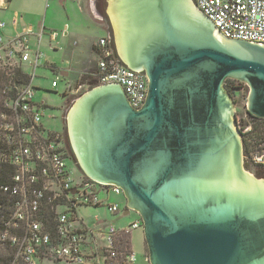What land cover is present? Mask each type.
Here are the masks:
<instances>
[{
	"label": "water",
	"instance_id": "1",
	"mask_svg": "<svg viewBox=\"0 0 264 264\" xmlns=\"http://www.w3.org/2000/svg\"><path fill=\"white\" fill-rule=\"evenodd\" d=\"M118 63L147 78L132 109L116 84L81 95L64 125L80 173L120 188L149 264H264V178L247 172L225 88L264 119V46L227 40L193 0H108Z\"/></svg>",
	"mask_w": 264,
	"mask_h": 264
},
{
	"label": "built area",
	"instance_id": "2",
	"mask_svg": "<svg viewBox=\"0 0 264 264\" xmlns=\"http://www.w3.org/2000/svg\"><path fill=\"white\" fill-rule=\"evenodd\" d=\"M193 2L220 36L264 46V0ZM4 26L0 22V144L11 151L9 158L15 167V175L13 187L1 189L10 197L8 202L12 206L7 220L0 225L4 228L0 230V241H9L17 247V257L21 258L22 264H37L41 260L103 264L115 259L117 234L131 235L132 231L141 228V221L137 218L123 230L109 225L104 233V247L100 248L92 239L93 231L78 217L79 208L104 206L111 215H118L121 212L119 205L107 199L110 194L122 195V191L81 175L72 176L66 164L62 134H50L45 130L42 125L44 105L35 103L39 87L34 82L44 59L41 50L44 34L24 31L4 39L1 34ZM58 36L55 31L47 34L52 50L58 47ZM32 37H37L35 46H31ZM96 54L98 83L118 85L129 106L139 110L147 97L146 76L121 66L107 40L98 42ZM62 80L55 74L51 90L57 89ZM81 89L77 88V91ZM66 92L73 94L72 86L68 85ZM248 131L249 127L243 133ZM251 162L264 169V145L251 156ZM101 192L106 199L99 198ZM48 212L54 214L51 224L42 220L43 214ZM135 260L134 253L130 252L125 263L134 264Z\"/></svg>",
	"mask_w": 264,
	"mask_h": 264
},
{
	"label": "crops",
	"instance_id": "3",
	"mask_svg": "<svg viewBox=\"0 0 264 264\" xmlns=\"http://www.w3.org/2000/svg\"><path fill=\"white\" fill-rule=\"evenodd\" d=\"M106 1L108 0H0V22L5 24L1 34L4 39H9L24 31L35 34L42 32L44 49L48 48L59 56L51 63L45 60L43 64L41 63L43 65L41 68L50 70L54 75H60L65 82V91L68 85L72 86V91L84 88L86 91H79L80 95H83L100 85L95 76L98 42L107 40L111 50H114V34L106 14L108 7ZM51 31L59 33L58 47L55 50H52L48 43L47 34ZM36 42L37 37H32L31 46H35ZM65 91L63 94L69 93ZM115 197L118 198V202H111V198L108 202L118 204L121 210L118 215L122 216L125 208L122 209L120 203L121 201L124 203L125 199L121 195ZM119 197L122 198L119 200ZM78 217L82 220L80 215ZM136 217L134 216L135 219ZM109 225L111 224L105 220L95 218L92 225L84 226L93 231L92 239L101 248L105 246L104 233ZM128 225L124 223L120 228L112 226L117 230H123ZM78 228H81L80 225ZM145 252L144 243L143 257L149 264ZM134 255L136 258V254ZM136 262L137 260L134 264H137Z\"/></svg>",
	"mask_w": 264,
	"mask_h": 264
},
{
	"label": "rangeland",
	"instance_id": "4",
	"mask_svg": "<svg viewBox=\"0 0 264 264\" xmlns=\"http://www.w3.org/2000/svg\"><path fill=\"white\" fill-rule=\"evenodd\" d=\"M44 43L45 41H42L41 50L44 53V60L41 61V63L43 64L45 60L48 63L54 62L53 60H57L59 55H57L53 51H50L48 48L44 49L45 47ZM55 62L57 63V61ZM42 64L41 66H43ZM95 70H96V67H95ZM36 75H37V79L35 80L34 85L39 87V90L36 91V94H35V103H39V104L43 103L44 105L42 125L46 130H50L51 132H57V133L62 134L63 143L65 147L68 149V154L71 156L72 151L70 149V144L68 141V136H67L65 125H64V119H65V115L67 111L71 109L73 103L77 100L78 97L74 99L73 103L69 106V108H66V110H64V105L66 101L65 97L63 96V93L65 91V82L61 81L57 89L51 90V81L55 77V75L51 73L50 70L44 69V68H39L36 72ZM246 94H247V89H244L242 94H240V96L235 98L234 100L235 109L238 111V115H237L238 123L241 117L244 115L243 107L245 105V101L243 100L244 99L243 97L244 96L246 97ZM76 96H81V95L79 93ZM243 158H244V163H246L247 164L246 166L248 167V169L246 168L247 172L257 177L255 175L257 174L256 169L252 166V164L249 162V160L245 156H243ZM247 162H249V164ZM66 164H67V168L69 169V171L71 172L74 178H77L79 175H81L80 171L78 170V168L73 162L68 160L66 161ZM262 175L263 176L257 177V178L263 179L264 173ZM98 196L101 200L106 199V195L103 192H101ZM122 197H119V200ZM110 198H111V202H114V201L118 202V198L115 197V195L110 194V197L108 199ZM125 206H126L125 202L122 203L121 201L120 207L124 209ZM78 212H79L80 217L83 220V224L86 225V227L87 226L89 227L90 225H92L95 218H99L102 221L105 220L106 222H108V224H111L115 226L116 228H120L124 226V223H126V225L131 224L135 219L134 216L136 215L134 212H131L130 215L126 217H122L121 215L112 216L108 212L107 208L104 206L96 207V208L80 207ZM144 243L145 241H144L143 230L142 228L137 229L131 235V249H132V252L136 254L137 264H147L144 261V257H143ZM145 250H146V246H145ZM146 252H145V256L148 257ZM37 264H67V263H64V262L57 263V262H52V261L49 262V261L41 260L37 262ZM89 264H92V263H89Z\"/></svg>",
	"mask_w": 264,
	"mask_h": 264
},
{
	"label": "trees",
	"instance_id": "5",
	"mask_svg": "<svg viewBox=\"0 0 264 264\" xmlns=\"http://www.w3.org/2000/svg\"><path fill=\"white\" fill-rule=\"evenodd\" d=\"M225 88L228 91V93L231 95L233 100L239 97L240 94H242V92L244 91V89H246V87L243 84L232 80H227L225 82ZM243 98H244L243 100L245 101L246 97L244 96ZM243 109H244V115L241 117L239 123L237 120V124L240 132L242 131L241 135H242L244 156L252 164L251 156L257 153L258 151H260L261 147L264 145V119H257L247 114L245 110V105ZM237 115H238V111H237ZM248 127L250 128V131L243 133V130H245ZM47 132H49L50 134L57 133V132H51L50 130H47ZM65 149H64V152L66 153L65 158L66 161H68L70 155L68 154V149L67 148ZM10 156H11V151L8 148H6V146L0 144V205H1L0 225H2L4 220H7L6 218L10 214L9 212L12 206L11 203L8 202V199L10 198L8 194H4L3 191L1 190L2 187L5 186H8L10 188L13 187L12 178L15 175V167L10 162V158H9ZM71 156L73 157V155ZM249 162L247 163L249 164ZM252 166L255 169L262 168L259 166H255L254 164H252ZM81 176L83 175L81 174ZM43 216H44L42 219L43 221L45 220L47 223L50 224L53 222L54 214L52 212L44 213ZM137 218L139 217L137 216L136 219ZM3 229L4 228L0 226V230ZM52 230L53 227L50 228L51 233H53ZM115 251L117 252V257L115 259L106 260L103 264H126L125 263L126 258L128 254L132 252L130 234L128 235H125L123 233L117 234ZM0 264H22L21 258L17 257V247L11 244L9 241L7 242L0 241Z\"/></svg>",
	"mask_w": 264,
	"mask_h": 264
},
{
	"label": "flooded vegetation",
	"instance_id": "6",
	"mask_svg": "<svg viewBox=\"0 0 264 264\" xmlns=\"http://www.w3.org/2000/svg\"><path fill=\"white\" fill-rule=\"evenodd\" d=\"M63 81V80H62ZM76 83H78V81H76ZM73 90V89H72ZM85 89L82 88L80 92L84 91ZM79 91H77V89L75 90V93L71 94L70 93H67V94H63V96L65 97V105H64V110H66V108H69V106L73 103L74 99L77 97L76 95L80 93ZM234 101V100H233ZM235 103V102H234ZM247 113V112H246ZM244 114V113H243ZM65 120V119H64ZM235 121H236V124H237V111L235 110ZM237 129L238 131L240 132L239 128H238V124H237ZM240 134H242V131L240 132ZM241 138H242V135H241ZM243 143V142H242ZM243 156H244V151H243ZM69 161L73 162V157L70 156ZM247 164L245 163V167L248 169V167L246 166ZM256 173L255 174L257 177H261L263 176L262 174L264 173V169L260 168V169H256Z\"/></svg>",
	"mask_w": 264,
	"mask_h": 264
}]
</instances>
